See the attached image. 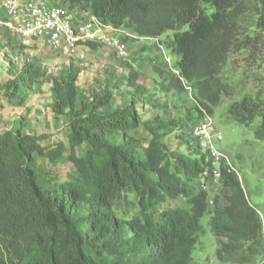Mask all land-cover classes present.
<instances>
[{"label":"trees","instance_id":"obj_1","mask_svg":"<svg viewBox=\"0 0 264 264\" xmlns=\"http://www.w3.org/2000/svg\"><path fill=\"white\" fill-rule=\"evenodd\" d=\"M64 3L137 38L171 31L162 43L173 64L163 67L160 54L152 66L158 90L177 97L189 91L195 105L172 117L168 102L138 84L140 74L126 60L119 61L122 74L85 93L73 62L52 74L25 56L1 85L0 108L24 106L50 83L52 111L65 117L67 132L44 146L47 134L27 132L21 116L0 131V264H193L205 215L216 264H264V201L255 205L223 163L219 191L202 190L198 181L212 166L192 134L193 120L211 115L229 94L222 73L229 55L263 46L264 0ZM145 109L151 115L143 118ZM226 111L264 140L260 91ZM171 133L177 149L164 142ZM38 157L73 168L64 179L43 178Z\"/></svg>","mask_w":264,"mask_h":264},{"label":"rangeland","instance_id":"obj_2","mask_svg":"<svg viewBox=\"0 0 264 264\" xmlns=\"http://www.w3.org/2000/svg\"><path fill=\"white\" fill-rule=\"evenodd\" d=\"M71 15L75 21L83 18V14L80 13ZM171 34L172 32L168 31L157 41L149 38L127 37L128 54L125 59L118 58L111 49L105 46L98 45L95 48L87 46L86 60L79 62L48 48L40 38L23 41L12 31L0 27V103H3L1 85L12 76L27 55L39 58L42 65L52 74H56L61 68L73 62L80 68L77 83L85 93L90 89L99 90L107 83L108 78L122 74L119 66L120 60L130 62L133 59L134 67L140 74L138 84L151 92L153 98L168 102L172 117L183 116L186 107L195 105L189 91L179 97L160 92L150 63V60L155 58L156 50L163 59L162 66L166 64L169 67L173 64L174 57L169 54L162 43ZM149 53L152 54L151 58L146 57ZM222 73L223 80L229 84V94L223 95L220 103L213 108L212 114H208L211 133L214 137L220 136L216 141L219 151L228 157L233 169L249 190L252 202L260 206L264 201V140H256L250 128L234 121L226 110L231 102L240 99L244 94L254 95L260 91L264 96V44L256 53L248 50L231 53ZM118 103L119 100L116 97L115 105ZM140 114L146 118L151 115V111L141 110ZM20 116L26 122L27 132L47 134L41 142L42 145H52V142L56 140H65L66 119L63 115L52 111L50 83H42L39 90L29 95L24 106L4 105L0 108V131L10 127ZM203 118L204 116L194 119L192 124L198 123ZM164 142L170 149L179 148V142L172 133L165 137ZM37 164L43 178H46L48 174L50 179H64L67 172L73 168L70 163L51 164L42 157H38ZM208 185L212 193L219 191L220 185L217 182H209ZM208 217L205 215L201 219L205 232L200 236L193 251V264H216L214 249L217 240L206 223Z\"/></svg>","mask_w":264,"mask_h":264},{"label":"built area","instance_id":"obj_3","mask_svg":"<svg viewBox=\"0 0 264 264\" xmlns=\"http://www.w3.org/2000/svg\"><path fill=\"white\" fill-rule=\"evenodd\" d=\"M71 14L66 7L47 0H0V27L12 31L23 41L40 38L48 48L79 62L86 60L88 43L105 46L118 58L127 57L124 38L132 35L105 25L92 15L75 21ZM149 39L157 41V38ZM203 116L193 126L192 134L212 166L198 181L199 187L208 191V183L218 182L221 177L220 164L234 169L228 157L219 151L216 141L220 136L212 135L211 122L205 111Z\"/></svg>","mask_w":264,"mask_h":264},{"label":"crops","instance_id":"obj_4","mask_svg":"<svg viewBox=\"0 0 264 264\" xmlns=\"http://www.w3.org/2000/svg\"><path fill=\"white\" fill-rule=\"evenodd\" d=\"M49 3H51V4H56V5H61V6H64V7H66V4L64 3V0H47ZM71 13L72 14H75V13H77L76 11H72L71 10ZM86 15H88V14H83V16H86ZM130 37H132V38H137V37H135L134 35H132V36H130ZM139 39H143V38H139ZM144 39H148V38H144ZM151 55L152 54H147L146 55V57H148V58H151ZM160 53L159 52H157L156 50H155V58L156 59H160ZM127 58V57H126ZM133 58V57H132ZM154 58H152L151 60H150V63H151V65L153 66V64H154ZM130 63L133 65V67H134V64H133V59H131L130 60ZM162 64H164L163 62H161V65ZM163 67H164V65H163ZM135 68V67H134ZM156 75V74H155ZM155 78V81H157V83H158V81H159V77L156 75V76H154Z\"/></svg>","mask_w":264,"mask_h":264}]
</instances>
